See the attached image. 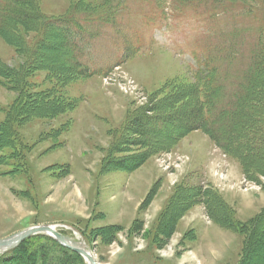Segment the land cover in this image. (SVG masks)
<instances>
[{
	"label": "rangeland",
	"instance_id": "obj_1",
	"mask_svg": "<svg viewBox=\"0 0 264 264\" xmlns=\"http://www.w3.org/2000/svg\"><path fill=\"white\" fill-rule=\"evenodd\" d=\"M32 2L29 14L52 21L77 5L82 33L69 31L89 76L66 69L52 25L40 33L34 19L4 22L0 239L50 224L85 241L98 264H264V93L245 130L261 145L246 159L245 147L224 151L201 130L179 134L173 115L192 102L185 95L205 50L235 48L249 27L243 51L220 64L228 82L240 78L264 42V0ZM101 12L108 24L93 20ZM45 242L2 264L62 263L54 249L42 255Z\"/></svg>",
	"mask_w": 264,
	"mask_h": 264
},
{
	"label": "trees",
	"instance_id": "obj_2",
	"mask_svg": "<svg viewBox=\"0 0 264 264\" xmlns=\"http://www.w3.org/2000/svg\"><path fill=\"white\" fill-rule=\"evenodd\" d=\"M32 1L33 0H14V3L11 5L8 3L4 5L0 4V31L3 29L4 22L5 25L8 22L13 24L14 21L16 23L25 24V21H20L22 19H26L27 21H33V19L37 20L38 31L40 33L52 25L54 31L57 32L63 40L62 46L64 48V53L67 54L66 56L70 60V62L65 66L66 69L71 73H75L80 76H89L86 69L82 68L83 63L80 59H78V45L76 44L75 37L69 31V28H73V33L76 36L82 33V25L77 23L79 18L77 14V5H73L72 11L69 13L70 15L64 16L60 21H52L53 19L47 17L39 11L31 12L32 15L29 14L27 10L24 9V6H29V3L34 4ZM229 1L233 2L237 0ZM93 20L95 23L104 21L108 24L109 22L108 17L104 16V12L98 13L97 19L93 18ZM93 20L91 17V20L87 19L86 22H92ZM55 25L60 28H56ZM63 27L66 29H63ZM249 29V27H246L239 32L240 38L237 39L238 41H235L237 44L235 48L231 46L233 43H230L219 46L213 45L214 48L209 49V52L208 50H205L207 52L204 53V59L197 61L198 66L192 71L191 78L193 83L187 87L186 92L188 93L185 96L187 98L192 96V102L191 104L184 103L189 106L185 113H181L183 106H185L182 104L180 109L173 114L179 119L178 123L182 125L180 126L179 134H186L190 131L201 130L207 134L217 146L223 148L224 151L237 150L245 147L243 152L245 159L250 157L251 153L253 154V147L257 144L261 145L262 141V139H260V142L256 143L253 140L252 134L245 132V130L248 128V123L253 121L252 115V121H249L250 108H256L257 106L260 107L256 99L261 98L264 93V42H261L260 38L258 39L250 55L249 65L246 70L242 72L241 76L239 75V79L228 82V80H226L220 72V64L226 60L227 57L234 58V55L236 56L238 53L243 51L241 48L245 45L242 43L246 41L244 36L249 33ZM71 37L73 39H71ZM41 41V38L37 37L36 44L39 42L41 43ZM35 47L36 45L31 46L29 50L31 55L35 52ZM18 73L21 74L22 71H18ZM229 87L231 88L228 89ZM173 115L168 116V118L166 117L167 120H165L164 124L169 123V117H172ZM136 120L135 122L138 124L139 122ZM139 126L135 125V127L140 131L139 134L143 136L144 131H141ZM147 142L148 139H145L146 145ZM261 152L258 150L257 154L260 155ZM262 215H264V212L260 213L258 218ZM254 226L255 224L252 225V229ZM35 238L46 240L45 243H47V249H43V247L41 248L43 256L46 257L47 253H49L51 249H54L61 255L59 257H64L62 263H56L54 261L52 264H67L68 259H66V257L70 256L77 257L80 262L82 261V257L80 255L61 246L51 237L38 234L25 239L16 248L7 251L4 254H0V264L6 261L9 256L22 251V248ZM23 259L25 262L27 257H24Z\"/></svg>",
	"mask_w": 264,
	"mask_h": 264
},
{
	"label": "water",
	"instance_id": "obj_3",
	"mask_svg": "<svg viewBox=\"0 0 264 264\" xmlns=\"http://www.w3.org/2000/svg\"><path fill=\"white\" fill-rule=\"evenodd\" d=\"M43 234L54 239L61 246L80 255L87 264H98L85 241L70 237L59 232L55 225L40 224L23 228L7 237L0 239V254L16 248L25 239Z\"/></svg>",
	"mask_w": 264,
	"mask_h": 264
},
{
	"label": "bare ground",
	"instance_id": "obj_4",
	"mask_svg": "<svg viewBox=\"0 0 264 264\" xmlns=\"http://www.w3.org/2000/svg\"><path fill=\"white\" fill-rule=\"evenodd\" d=\"M111 170H113V169H111ZM117 170V169H116Z\"/></svg>",
	"mask_w": 264,
	"mask_h": 264
}]
</instances>
